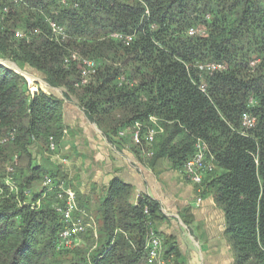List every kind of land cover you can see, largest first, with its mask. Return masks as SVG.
Wrapping results in <instances>:
<instances>
[{"label": "trees", "instance_id": "16d2710c", "mask_svg": "<svg viewBox=\"0 0 264 264\" xmlns=\"http://www.w3.org/2000/svg\"><path fill=\"white\" fill-rule=\"evenodd\" d=\"M66 2L59 7L55 0H0V59L60 88L108 131L156 116L163 132L151 145L153 159L167 157L180 168L195 139H203L214 168L201 185L224 213L234 264H264V0ZM48 19L65 28L64 41H56ZM191 27L205 33L189 36ZM16 31L25 36L16 37ZM113 32L135 37L123 44ZM73 50L97 63L84 85L79 64L64 63ZM255 58L260 62L251 68ZM205 61L225 69L201 78L194 64ZM201 81L205 93L198 89ZM61 102L39 87L31 93L20 72L0 63V162L28 159L24 168L12 164L21 204L7 190L0 195V264H142L157 204L144 196L132 202L129 185L114 181L95 211L82 204L98 225L93 250L91 230L82 234V246L56 250L62 223L51 195L38 208L23 204L28 190L31 202L39 197L33 186L43 174L67 180L61 169L44 170L34 154L38 145L48 151L49 136L58 145ZM245 112L256 124L242 132ZM61 252L70 258L56 259Z\"/></svg>", "mask_w": 264, "mask_h": 264}, {"label": "crops", "instance_id": "0c3cea01", "mask_svg": "<svg viewBox=\"0 0 264 264\" xmlns=\"http://www.w3.org/2000/svg\"><path fill=\"white\" fill-rule=\"evenodd\" d=\"M49 88L48 93L62 101L64 130L56 154L44 150L41 156L39 145L34 154L46 162L44 170L61 169L82 209L87 211L83 204L95 211L114 181L125 183L131 187L132 202L144 196L157 204L150 227L162 239L167 264H234L224 213L201 184L193 183L167 157L153 159L152 146L150 156L147 147L136 146L131 126L108 131L88 119L74 100L64 98L60 88ZM40 180L34 183L35 191Z\"/></svg>", "mask_w": 264, "mask_h": 264}, {"label": "built area", "instance_id": "2783aa9c", "mask_svg": "<svg viewBox=\"0 0 264 264\" xmlns=\"http://www.w3.org/2000/svg\"><path fill=\"white\" fill-rule=\"evenodd\" d=\"M12 1L18 2L19 0ZM55 2L59 7L65 6L67 4L66 0H55ZM54 13H56V11H54ZM145 13L148 14L147 9L145 10ZM48 24L56 41L61 42L66 39L67 35L63 26L59 25L52 19H48ZM150 28H154V24H151ZM204 33V30L196 27H191L187 30V35L189 36L203 35ZM15 36L22 38L25 36V34L21 31H16ZM110 36L123 44H128L133 41L135 33L113 32L110 34ZM71 61H75L77 64H79V85L88 83L96 73V61L94 59L81 56L76 50L71 51L70 54L64 59L65 64H69ZM259 62V58L252 59L249 62V66L254 68ZM194 67L197 72H199L201 78L203 76H211L215 73L222 72L225 69L224 64L214 61L196 62ZM21 74L26 78L23 73ZM123 79V77L119 79V84L122 83ZM31 80L33 82L35 79L32 78ZM27 81L30 92H35L38 86L35 84V89L33 90L30 87L31 82L29 79H27ZM44 84L47 86V88H49L45 82ZM40 86L39 88H41ZM197 86L202 93L206 92L205 82H198ZM42 90L47 92L45 89ZM249 104L253 105L252 99L249 100ZM255 124L256 119L255 116L251 114V112L243 113L240 118V127L242 132H247L253 129ZM162 132L163 127L160 125L158 118L154 115H149L148 122L146 124L137 121L132 125L130 137L135 145L143 148L148 147L145 153L150 156L152 155L151 145L154 141V138L157 134ZM8 138L9 137L2 138L1 142H6ZM193 147L194 150L192 155L184 160L181 169L193 183L199 185L202 183L204 176L208 172L212 171L214 166L211 162V158L207 156L208 146L203 139L196 138ZM56 152V142L52 136H49L47 153L54 155ZM60 161L65 162V159L61 158ZM15 163L16 162L14 160L13 164ZM5 172V177L2 181L3 186L0 185V195H2L5 190H7L8 193H14L17 202L21 204L18 198V184L14 179V166L12 164L9 165ZM37 192L40 193L39 197L35 201L31 202L29 199L31 193L28 190L26 192L28 199L25 200L23 204L29 203L31 208H38L43 199H46L50 195L53 197L52 208L57 213L62 223L61 228L57 232L55 238L56 250L72 249L79 246L83 242L82 234L87 230H91L93 235L95 237L97 236V223L95 217L79 206L75 192L70 186L68 180L55 179L52 175L45 173L41 177L40 187ZM144 212L147 213V209H145ZM162 246L163 244L161 237L152 227H149L147 229L145 242L146 255L142 264H167V259L162 257Z\"/></svg>", "mask_w": 264, "mask_h": 264}, {"label": "rangeland", "instance_id": "374dc122", "mask_svg": "<svg viewBox=\"0 0 264 264\" xmlns=\"http://www.w3.org/2000/svg\"><path fill=\"white\" fill-rule=\"evenodd\" d=\"M22 73L26 76V78L27 79H29V81L31 82V84H30V87H31V89H33V88H35V84L39 87L40 86V83H41V88L42 89H45V90H48V91H50V88H47V86L44 84V81H43V79L41 78V77H39V76H36V75H33V74H31V73H29V72H25V71H22ZM32 78H34L35 80L34 81H36V82H34V84H33V82H32ZM43 152H44V150H43V148L42 149H40V151L38 152V154H40L41 156H43ZM16 153L15 152H13L12 153V156H11V158L15 155ZM49 156L48 155H46V157L45 158H48ZM14 160H15V162H18V164H19V166H21V167H25V165H26V163L28 162V159L26 158V157H21V158H16L15 157V159H13V160H8V161H4V162H0V182L1 181H3V174L5 175V170H6V168L9 166V165H11V164H13V162H14ZM11 161V162H10ZM41 164L43 163L44 165L46 164V162H44L43 161V159H41ZM47 165V164H46ZM41 179V178H40ZM98 226V225H97ZM97 238H98V233H97V236L95 237L94 236V238H93V244L91 245V247H90V249L91 250H93V249H95L96 248V242H94V241H97ZM81 245V244H80ZM83 245V244H82ZM81 245V246H82ZM58 258H60L59 260H61V261H63V260H67L68 258H70V255H69V253L68 252H61V253H59V255H57L56 256V259H58Z\"/></svg>", "mask_w": 264, "mask_h": 264}, {"label": "water", "instance_id": "95a60500", "mask_svg": "<svg viewBox=\"0 0 264 264\" xmlns=\"http://www.w3.org/2000/svg\"><path fill=\"white\" fill-rule=\"evenodd\" d=\"M0 63L5 64V65L9 66L10 68L14 69L15 71H18V72L22 73V71L13 62H10L8 60L0 59ZM34 82H36V81H34ZM44 92H46V91H44ZM46 93H48V92H46Z\"/></svg>", "mask_w": 264, "mask_h": 264}, {"label": "bare ground", "instance_id": "6f19581e", "mask_svg": "<svg viewBox=\"0 0 264 264\" xmlns=\"http://www.w3.org/2000/svg\"><path fill=\"white\" fill-rule=\"evenodd\" d=\"M35 88H33V90H34Z\"/></svg>", "mask_w": 264, "mask_h": 264}]
</instances>
